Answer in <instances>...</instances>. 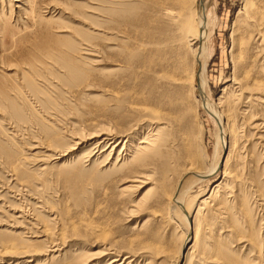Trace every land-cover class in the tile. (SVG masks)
Returning a JSON list of instances; mask_svg holds the SVG:
<instances>
[{
  "label": "rangeland",
  "instance_id": "1",
  "mask_svg": "<svg viewBox=\"0 0 264 264\" xmlns=\"http://www.w3.org/2000/svg\"><path fill=\"white\" fill-rule=\"evenodd\" d=\"M31 1L32 6L38 10V13L34 15L36 21L35 18L30 21L17 19L14 16V9L10 6L13 3L0 0L2 6L0 26L4 28L5 42L3 44L6 48L16 45V51H22L21 57L23 58L27 55L28 50L32 54L36 46L31 39L25 40V37L33 35V32L39 34L41 31L45 33L51 29L55 31L56 27H66L68 32L53 34V36L64 38L68 42H72L73 45L84 43L93 47L96 52L93 56L82 57L85 61H93V65L85 67L79 63L81 73L85 75L82 81L75 82L67 88H61L63 89L62 94L59 88L60 90L55 91V94L51 93L47 97L48 104L53 103L60 106L62 118L65 119L63 125L58 127L47 122L48 119L43 116L52 112H43L41 104L33 99H30L29 105L36 113L35 121L32 122V125H23L28 127L27 130L22 129V131L14 132L15 124L13 125L8 119L0 118L1 125L6 124L2 128L4 132L0 135V143L2 147L4 146V150L13 154L12 161H8L4 153L0 151V264H65L72 257L82 255V253L91 255L90 257L95 256V253L101 251L103 244L101 246L95 237L89 236L91 228L84 226L85 219L91 220L98 226L106 227L109 231L106 237L120 245V248L117 249L124 250L128 248L126 246L130 240L136 237V233L141 232L139 228L145 220L148 221V218L151 219L152 227L159 231L158 236L160 237L157 239L161 247L160 255L155 264H225L215 255H218L214 251L217 246L226 249V256H230L235 264H264V129L253 127L254 124H259L261 120H264V105L253 100L258 97L257 99L264 101V16L262 18L261 12H259V10L264 11V2L260 0H213V4L208 7L206 12L210 24L208 57L203 75L207 104H215L222 88L231 85L233 80L241 83L246 73H250L251 79L248 83L250 88H253V81L260 82L258 84L262 85L257 89L246 91L249 94L244 95L246 97L244 101L237 96L230 99L229 113L232 112L230 114L226 112V122L228 118L230 127L236 128L234 131L236 141L235 148L233 147L232 154L230 153V160L226 163V176H223L222 164L228 155L229 148L221 149L217 145L218 125L216 119L203 106L197 109L198 117L196 119L189 117L191 119L188 120V123L192 124L193 128L191 135L194 137L196 135L195 141L190 140L192 141L191 153L193 157L191 154L190 156L195 162L194 166H199L198 168L202 171L217 164L219 167L213 175L200 181L189 175L185 178L184 182H186L182 185L185 208L189 212H194L197 204L208 198L214 187L223 179H226L227 183L219 189L217 194L220 196L226 193L229 206L226 215L222 210L218 214L215 211L218 207L215 208L214 204L216 198L210 199L209 208L202 211L199 217L197 216L199 220L197 226L196 221V225H193L192 220L189 221V219L188 223H185L182 218L183 212L180 209L175 210V204L173 205L171 200L167 203L168 209L162 208V212L157 213L158 216H155L153 210L155 208L151 207L153 202L147 205L143 204L142 207L137 206L138 200L149 189L151 192L146 195L147 199L149 196L157 195L161 191L160 189H165L166 186L168 189L166 188L165 191H169V193L176 190L184 177L182 171H175L173 176L168 174L169 178L167 177V179L170 183H165L164 186L162 183H152L154 184L152 188L153 185L149 183L144 186L143 190H136L137 192L129 190L120 200H116L115 190H117L118 184L109 181L110 185L107 184V181L91 183V178L95 175L92 172L100 170L101 173H108L106 170H109L110 167V165H104L105 167L102 165L106 154L99 158L87 156L93 147L91 143L83 145L84 147L80 146L68 156L63 157H59L52 151H45V149L32 150L38 141L36 127L39 123L41 124L40 120H45L55 130L71 128L89 132L94 128V125H99L101 121L95 112L97 104L100 99L109 98L105 94V97L102 96L104 91H108L109 95L112 92L111 87L102 89L99 81L105 78L109 82H114L124 77L126 71L120 67L124 66L122 61L124 54L121 51L129 48L134 59L144 60L147 57L146 51L149 49L147 41L153 36L148 34L146 24L141 26L142 29L133 28L134 30H132L131 28L130 30L124 27L119 30L121 35L115 36L116 31L109 29L118 25L119 20L111 18L108 23L101 22L98 18L99 10H93L98 8L97 5H102L97 2L98 0ZM106 1H116L118 4L121 2V0ZM124 1L136 4L135 12L141 11L140 13L143 12V15L146 12L147 0L144 2L143 0ZM244 2L248 3L245 5ZM45 5L46 7L50 6L49 10L45 8ZM244 5L247 9H245V13L242 11ZM118 6L115 7L117 11ZM88 10L93 12V17H91V13H86ZM240 11L242 16H238ZM11 13L12 15H9ZM138 15L140 16V14ZM237 16L238 18H236ZM194 21L199 23L196 17ZM153 24L155 29L159 28L160 30L161 26L157 20ZM95 28L106 32L108 29V32L106 35L101 34L102 36L96 33L97 36H95L93 32ZM258 34H260L259 37H257ZM154 37L159 39L160 33H156ZM16 51L13 52V55L18 57L19 54L17 55ZM28 62L34 64L32 59ZM52 73L58 74L59 69L52 68ZM1 77L4 81L14 78V71L3 72L0 70ZM87 87L94 91H85ZM235 91L234 93H239ZM65 92H67L66 97ZM249 95L252 96V99L246 101ZM111 104H108L109 108L113 107ZM39 112H43V115ZM105 126L108 127L110 124H105ZM261 135L263 138L259 137ZM176 139L178 144L177 142L175 144L180 147L175 145L173 148L175 147V150L178 148V150L175 152L172 148L168 149V152L172 151L169 156L175 155L176 161L177 159L181 161L183 157H186L183 148L189 143H182L180 139ZM104 149L106 146L102 145L100 151ZM176 161L174 164L178 165L179 162L176 163ZM11 162L13 163L11 164ZM114 162H111L112 165ZM13 164L18 165L21 175L17 173L18 170L15 171L12 168ZM171 176L172 181H170ZM129 185L131 183H127L125 186ZM157 185L158 187H156ZM83 202L87 207L86 210H83L86 208L82 207L81 203ZM243 202L246 207L243 206ZM151 208H153V212ZM95 210L98 212L94 213ZM151 215L155 220L151 218ZM248 216L251 218L249 219ZM241 222L242 224H238ZM236 223L240 229L242 228L241 232L235 231L238 226ZM195 231L197 244H194L192 248ZM187 236L190 237V241L185 244ZM249 236L255 237L254 241L255 239L257 241L253 242L259 243L258 249L255 247L251 249L252 246L248 245ZM97 244L99 245L97 246ZM207 246L211 249L213 246L214 249L210 251L211 249ZM55 250L58 251L57 254L48 253ZM161 250H163L162 253ZM122 254L126 256V252L123 251ZM50 257H52L51 260H49ZM106 258H102L101 262L99 261L97 264H105L108 259ZM143 260L141 257H135L131 264L134 262L143 264Z\"/></svg>",
  "mask_w": 264,
  "mask_h": 264
},
{
  "label": "bare ground",
  "instance_id": "2",
  "mask_svg": "<svg viewBox=\"0 0 264 264\" xmlns=\"http://www.w3.org/2000/svg\"><path fill=\"white\" fill-rule=\"evenodd\" d=\"M7 1L13 3V5H9L14 9V16H16L17 19L21 18L25 21H30L35 18V13H38V10H36L37 8L32 6L31 0ZM260 1L264 2V0ZM97 2L102 3V5H97L96 7L98 8L93 10H99L98 13L100 14H98V18L101 22L108 23L111 18H118L119 24L114 28L109 29L111 31L114 30V32L116 31L115 36L119 37V35H121L119 34V30L124 27L130 30L131 28L132 30L142 29L141 26H143V24H146L148 34L153 36L147 41L149 49L146 51L147 57H145L144 60L137 61L134 59V56L129 48L121 51L124 54V59H122L124 66L120 67H123V70L126 71V75L124 77L114 82H109V80L105 78V80L101 79L99 81L102 89H105V87H111L112 89L110 95L108 91H104L102 96L105 97L106 95L109 96V98L100 99L97 104L98 106L95 112L97 118L101 121L100 124L97 126L94 125V128H92L91 131L89 130V132H86L83 129L72 130L71 128L69 130H63L62 128L55 130L47 123L50 122L51 124L59 127L63 125L65 121V119L62 118V114L59 109L60 106L53 103L48 104L46 101L47 97L50 96L51 93L55 94V91H58L63 87L67 88L71 86V84L84 79L83 76L85 75L81 73L79 63L85 67L91 66L94 63L93 61H85L82 58L83 56L88 55L93 56L94 52H96L93 47L81 42L78 45H73L72 42H68L64 38L53 36V34L57 35L68 32V28L66 27H56L55 31L54 29H51L45 33L44 31H41L39 34L33 32V35L25 37V40L29 41V39H31L36 46L34 47V52L32 54H30V51L28 50L27 55L22 58V51H16V45L11 48L5 47V44H3V42H5V37H3L4 28L3 26H0V50L2 49L0 52V70L3 72L14 71L15 76L14 78H8L7 81H4L2 77L0 78V118L3 120L8 119L13 125L15 124L13 128L14 132L22 131V129L27 130L28 127L23 125H32V122L35 121L34 116L36 113L29 105L30 99H33L41 104L40 106L43 112L51 111L52 113L44 114L43 117L48 119L46 120L47 122H45V120H40L41 124L39 123L38 127H36V136L39 137L32 150L45 149V151H52L59 157H63L68 156L69 153L73 152L76 148L83 145L85 146L87 143H91L93 147L90 150V154L87 156H96L99 158L102 155L104 157V154H106L102 165H110L109 170H106L105 168L108 173H101L100 170L97 171L95 169L96 172H92L95 175L94 177L92 176L91 183L107 181V184H109V181L110 183L115 182L114 184H118L116 187L117 190H115L116 200H120L124 196V193L129 190H143L145 188L144 186L149 183H162L164 186L165 183L169 182L167 179L168 174L172 175L175 171H182V176L184 177L180 181L176 190H172L173 192L169 193V191H165L168 189L165 185V189H160L161 191H158L159 193L156 192L157 195L153 197L149 196L147 199L146 195L151 192V189H149L145 192V195L138 200L137 206L139 205L142 207L141 205L143 204L147 205L150 202H153L151 207H154L155 209L151 208V210L153 209L156 214L155 216H158L157 213H161L162 208L168 209L167 203L171 200L173 205L175 204V210L180 209L183 212L182 218L185 223H188L189 219V221L192 220L193 225L196 221L198 226V217L201 215L202 211H206V209L209 208V200L216 198L214 204L216 206L215 208L218 207V209H215V211L218 213L222 210L223 214L226 215V211H229V208L227 209L229 206L227 203L228 198L226 193L220 196L217 194L218 191H220L219 189L223 188L225 183H227L226 179H223L222 182L218 183L214 187L208 198L203 199L199 202V204H197L194 212H189L185 208L184 199L182 198V195L184 196L182 193V185L186 182H184L185 178L189 175L200 181L213 175L219 167L217 164L211 168L209 167L208 170L202 171V169L198 168L199 166H194L195 162L192 158L191 142L195 141L196 135L195 137L191 135L193 128L192 124L190 125L188 123V120L191 118L196 119V117H198L197 109L200 106L207 109L214 119H216L218 125V135L216 138L217 145H219L221 149L229 148V152L227 153L228 155H226L227 157H225L226 159L224 158L225 161L222 164L223 176H226V163L230 160V153L232 152V148H235L234 144L236 141L234 137V131H236V128L230 127V121L228 118V121L226 122V112L227 114L232 112L231 111L229 113L230 99L231 97L233 98L237 96L238 98H242L244 101L246 99V97H244L247 93L246 91L249 92V90H252L253 88L257 89V87L259 88L262 84L259 85L258 83L260 82L256 83L253 81V88H250L248 84L249 79H251L249 76L250 73H246L244 80H242L241 83L236 82L237 80H233L231 85L223 87L215 104H207L206 92L203 85V75L208 57L207 46L210 34V24L207 20L208 17L206 12L208 7L213 4V0H147V9L144 15L142 14L143 12L140 13L141 11L139 13L135 12L136 4H131L130 1L121 0L119 4L116 1L108 2L106 0H98ZM244 3L246 5L248 2ZM245 5L242 10L243 12L247 10ZM117 6L118 11L115 10V7ZM49 7L50 6L46 7L45 5L46 9ZM1 8L2 6L0 7V15L2 13ZM88 12L89 10L86 11V13ZM259 12H261L260 14L263 18L264 11L259 10ZM89 13H91V17H93V12L91 11ZM138 14H140V16ZM241 14L242 13L240 11L238 16ZM9 15H12V13ZM238 16L236 18H238ZM195 17L199 20V23L196 22L197 24L194 21ZM34 20L36 21V18ZM155 20L160 23V30L159 28L155 29L154 24L152 25ZM93 32L95 36H97L96 33L106 35L108 29L106 32L105 30L95 28L93 29ZM156 33H160L161 37L159 39L154 37ZM259 36L260 34L257 35V37ZM254 42L256 41L254 40ZM113 49L115 50L116 48L114 47ZM113 49L112 51H114ZM14 51H16L15 53L17 55L19 54L18 57L13 55ZM30 59L33 60L34 64H30L28 62ZM13 61L15 62L13 63ZM52 68H58L59 73H52ZM235 85H238L236 87L238 89L234 87ZM235 89L239 92L238 94L234 93ZM62 90L63 89L60 90L61 94ZM85 91L91 92L94 90L92 88L90 90V88L87 87ZM66 94L67 92H65V97L67 96ZM250 95L247 97L246 101H248V99H252V96ZM257 98L253 100L264 105V101ZM235 102L237 103L236 100ZM109 103H112V108L108 107ZM43 112H39V114L43 115ZM80 122L82 123V121ZM1 124L2 121L0 120V135L4 132L2 130L3 126L6 125L3 123L4 125L2 126ZM105 124H110V126L106 127ZM10 125L11 124H9V126ZM253 127L264 129V120H261L259 124H254ZM11 132L13 131L11 130ZM262 136L263 135L259 137ZM176 138L180 139L182 143H189V145L186 144V147L183 148L186 152V157H183L181 161L178 159L176 161V157L174 155L176 150H178L177 147L176 150L175 147L173 148V146L178 144ZM176 142L177 144H175ZM102 145H105L106 149L100 151V147ZM3 147L0 143V151L4 153L8 161H12L13 154L4 150L5 148ZM88 147L90 148L89 145ZM172 148L173 151L175 150V152L172 153L174 155H172L173 157L169 156L172 151L170 153L168 152V149ZM107 150L108 152L106 153ZM98 161L100 160L98 159ZM175 161L176 163L179 162V164H174ZM182 161L183 164H181ZM111 162H114V164L112 165ZM12 163L13 162H11V164ZM13 165L14 166L12 168H14L15 171L18 170L17 173L21 175L18 165ZM105 170L102 171L105 172ZM172 176L170 177V181H172ZM127 183H131V185L125 186ZM154 184H152V188L154 187ZM158 185L156 187H158ZM81 204L83 205V208L86 207L84 202ZM86 209L87 207L83 210ZM98 211L95 210L94 213ZM84 213H87V211H84ZM23 217L24 216L22 215V218ZM151 218H153L152 215ZM153 219L155 220V218ZM150 220L148 218V221L145 220V222L141 225L139 228L141 232L139 234L136 233V237L133 240H130L126 246L128 248L120 250L117 249L120 248V245L112 239L106 237L109 234L106 227L98 226L91 220L85 219L83 222L84 226H90L91 228L89 236L95 237L96 241L101 243V246L103 244V247H100L101 251L95 253V256L90 257L91 255L82 253V255L80 254L72 257L65 264H97L99 261L101 262L102 258L106 257L108 258H106V261L102 260L105 261V264H131L135 257H141V259L143 258V264H155L159 258L158 256L160 255L161 247L157 240L160 237L158 236L159 231L157 228L152 227ZM238 224H242V222ZM236 227L237 229L235 228V231H240L242 229H240L239 225ZM194 234V239L192 238L194 242L192 248L194 247V244H197L196 231ZM238 236L240 237V235ZM249 237V241H246L248 245L252 246H250L251 249L253 247L258 249L259 243H254L257 241L256 239L254 241L255 237ZM189 241L190 237L187 236L185 244L189 243ZM98 245L99 244H97V246ZM209 246L211 247V245ZM212 249H214L213 246ZM212 249L210 251H212ZM123 251L126 252V256H124L125 253L124 255L122 254ZM162 251L163 250H161V253ZM214 251L218 253V255H215L223 263L235 264V261L231 259L230 256H226V249H222L217 246ZM57 252L58 251L55 250L48 253L57 254ZM51 258L52 257H50L49 260H51ZM47 263L49 262L47 261Z\"/></svg>",
  "mask_w": 264,
  "mask_h": 264
}]
</instances>
